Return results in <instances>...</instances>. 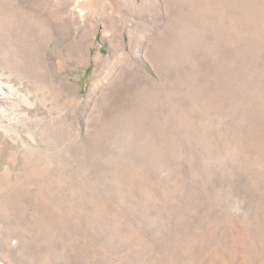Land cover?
<instances>
[{"label":"rangeland","instance_id":"1","mask_svg":"<svg viewBox=\"0 0 264 264\" xmlns=\"http://www.w3.org/2000/svg\"><path fill=\"white\" fill-rule=\"evenodd\" d=\"M0 264H264V0H0Z\"/></svg>","mask_w":264,"mask_h":264}]
</instances>
